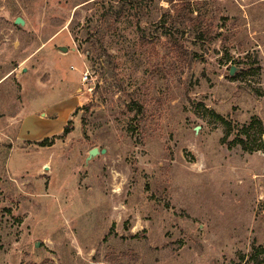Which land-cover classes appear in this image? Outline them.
<instances>
[{
    "label": "rangeland",
    "instance_id": "rangeland-1",
    "mask_svg": "<svg viewBox=\"0 0 264 264\" xmlns=\"http://www.w3.org/2000/svg\"><path fill=\"white\" fill-rule=\"evenodd\" d=\"M252 119L264 0H0V264H264Z\"/></svg>",
    "mask_w": 264,
    "mask_h": 264
},
{
    "label": "trees",
    "instance_id": "trees-1",
    "mask_svg": "<svg viewBox=\"0 0 264 264\" xmlns=\"http://www.w3.org/2000/svg\"><path fill=\"white\" fill-rule=\"evenodd\" d=\"M116 20H118L119 14L116 13ZM216 119L220 122V124L223 125L224 129H225V136L223 138V141H226L228 139V137L230 136L231 133V129H232V125L230 122L224 120L221 117H217ZM70 122L67 123V125L65 126V128L63 129V132L61 133V135L56 136V137H52L51 139H44L43 141H40L37 143V146L41 147V148H47V147H51L55 140H62L64 139L69 133H70V126H69ZM242 133L243 134V138L244 139H239L236 138L234 141H231L229 143V146H237L239 145L243 151L247 152V153H254V152H263L264 153V144L262 142V136L264 135V127L262 125V123L256 119H252V121L246 125L242 127ZM251 130H255V134L251 139L250 136V131ZM251 139V140H250Z\"/></svg>",
    "mask_w": 264,
    "mask_h": 264
},
{
    "label": "water",
    "instance_id": "water-1",
    "mask_svg": "<svg viewBox=\"0 0 264 264\" xmlns=\"http://www.w3.org/2000/svg\"><path fill=\"white\" fill-rule=\"evenodd\" d=\"M14 25H18V26H21V27H22V26L24 25V22H23L20 18H16V19L14 20ZM60 51L65 52L66 49H65V48H61ZM233 73H234V69L231 68V69H230V75H233ZM101 152L103 153V151H101ZM101 152H100V153H101ZM98 153H99V152H98L97 149H93V150H91V151L89 152V154H88V159L91 158V157H94V156L97 155Z\"/></svg>",
    "mask_w": 264,
    "mask_h": 264
}]
</instances>
